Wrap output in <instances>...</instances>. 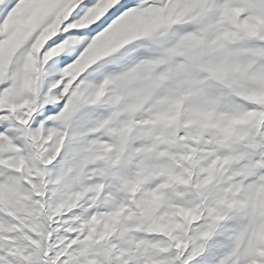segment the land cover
<instances>
[{
	"label": "snow or ice",
	"instance_id": "6c2138e0",
	"mask_svg": "<svg viewBox=\"0 0 264 264\" xmlns=\"http://www.w3.org/2000/svg\"><path fill=\"white\" fill-rule=\"evenodd\" d=\"M0 264H264V0H0Z\"/></svg>",
	"mask_w": 264,
	"mask_h": 264
}]
</instances>
